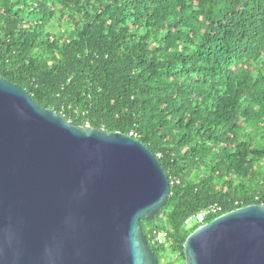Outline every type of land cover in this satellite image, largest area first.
<instances>
[{"label": "trees", "instance_id": "1", "mask_svg": "<svg viewBox=\"0 0 264 264\" xmlns=\"http://www.w3.org/2000/svg\"><path fill=\"white\" fill-rule=\"evenodd\" d=\"M0 76L153 151L171 182L141 221L159 264H186L210 205L206 223L264 205V0H0Z\"/></svg>", "mask_w": 264, "mask_h": 264}, {"label": "water", "instance_id": "2", "mask_svg": "<svg viewBox=\"0 0 264 264\" xmlns=\"http://www.w3.org/2000/svg\"><path fill=\"white\" fill-rule=\"evenodd\" d=\"M171 194L132 134L77 125L0 76V264H159L142 219ZM186 264H264V205L193 231Z\"/></svg>", "mask_w": 264, "mask_h": 264}, {"label": "built area", "instance_id": "3", "mask_svg": "<svg viewBox=\"0 0 264 264\" xmlns=\"http://www.w3.org/2000/svg\"><path fill=\"white\" fill-rule=\"evenodd\" d=\"M221 211V206L218 204H212L206 209L198 212L197 214L193 215L192 217L188 218L186 223H191L192 221L196 220L199 222L200 226L205 224V219L210 215H216ZM155 241L160 244L167 243L168 239V232L165 230L159 231L155 237Z\"/></svg>", "mask_w": 264, "mask_h": 264}, {"label": "rangeland", "instance_id": "4", "mask_svg": "<svg viewBox=\"0 0 264 264\" xmlns=\"http://www.w3.org/2000/svg\"><path fill=\"white\" fill-rule=\"evenodd\" d=\"M177 257L174 256L171 252H168V262L166 264H182L181 262H179L177 259ZM161 264H164V262H162Z\"/></svg>", "mask_w": 264, "mask_h": 264}, {"label": "clouds", "instance_id": "5", "mask_svg": "<svg viewBox=\"0 0 264 264\" xmlns=\"http://www.w3.org/2000/svg\"><path fill=\"white\" fill-rule=\"evenodd\" d=\"M220 216V215H219ZM206 223V222H205ZM202 226V225H201ZM200 227V226H199Z\"/></svg>", "mask_w": 264, "mask_h": 264}]
</instances>
